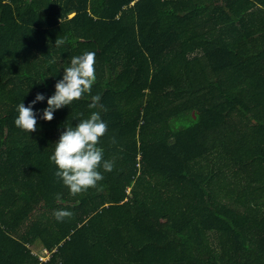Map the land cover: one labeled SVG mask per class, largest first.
<instances>
[{
	"label": "trees",
	"instance_id": "1",
	"mask_svg": "<svg viewBox=\"0 0 264 264\" xmlns=\"http://www.w3.org/2000/svg\"><path fill=\"white\" fill-rule=\"evenodd\" d=\"M85 50L114 167L72 196L50 156L91 96L40 116ZM0 264H264V0H0Z\"/></svg>",
	"mask_w": 264,
	"mask_h": 264
},
{
	"label": "clouds",
	"instance_id": "2",
	"mask_svg": "<svg viewBox=\"0 0 264 264\" xmlns=\"http://www.w3.org/2000/svg\"><path fill=\"white\" fill-rule=\"evenodd\" d=\"M65 41L57 38L55 46L63 45ZM95 56L93 51L85 50L80 55L71 58L70 64L63 68L62 78L55 85V92L47 98V107L42 110L40 119L50 122L54 119L56 110L69 106L74 101L83 99L86 94L91 96L88 104L91 111L86 118H75L78 123L73 126L68 124L59 135L58 141L54 143V151L50 161L56 166L54 176L62 181L72 196L87 192L96 188L104 179V172H111L114 160L104 158V149L99 146L100 139L107 133V123L102 119L101 111L105 110L103 104L99 103V94L91 95L92 87L96 82ZM45 96L37 93L27 107L20 102L16 106L18 115L14 125L22 131L33 133L37 131L38 119L33 110V105L44 101ZM83 116V114H79ZM112 143H115L113 138ZM56 199L60 200L59 193ZM73 213L68 210L58 209L53 211V217L58 222L71 218Z\"/></svg>",
	"mask_w": 264,
	"mask_h": 264
},
{
	"label": "rangeland",
	"instance_id": "3",
	"mask_svg": "<svg viewBox=\"0 0 264 264\" xmlns=\"http://www.w3.org/2000/svg\"><path fill=\"white\" fill-rule=\"evenodd\" d=\"M35 247H33L34 251H36L37 253H45L46 250L41 249L39 246L34 245Z\"/></svg>",
	"mask_w": 264,
	"mask_h": 264
},
{
	"label": "built area",
	"instance_id": "4",
	"mask_svg": "<svg viewBox=\"0 0 264 264\" xmlns=\"http://www.w3.org/2000/svg\"><path fill=\"white\" fill-rule=\"evenodd\" d=\"M47 254H48L47 251H45V253L39 254L40 259H42V260L46 259V257H48Z\"/></svg>",
	"mask_w": 264,
	"mask_h": 264
},
{
	"label": "crops",
	"instance_id": "5",
	"mask_svg": "<svg viewBox=\"0 0 264 264\" xmlns=\"http://www.w3.org/2000/svg\"><path fill=\"white\" fill-rule=\"evenodd\" d=\"M47 258V257H46Z\"/></svg>",
	"mask_w": 264,
	"mask_h": 264
}]
</instances>
